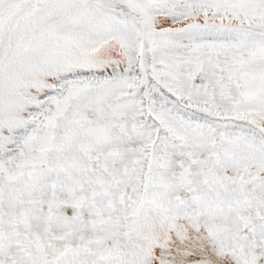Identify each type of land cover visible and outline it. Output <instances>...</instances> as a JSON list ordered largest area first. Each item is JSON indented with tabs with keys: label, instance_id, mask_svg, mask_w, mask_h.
Returning <instances> with one entry per match:
<instances>
[{
	"label": "snow or ice",
	"instance_id": "obj_1",
	"mask_svg": "<svg viewBox=\"0 0 264 264\" xmlns=\"http://www.w3.org/2000/svg\"><path fill=\"white\" fill-rule=\"evenodd\" d=\"M0 264H264V0H0Z\"/></svg>",
	"mask_w": 264,
	"mask_h": 264
}]
</instances>
